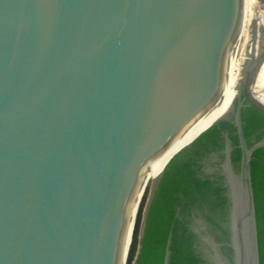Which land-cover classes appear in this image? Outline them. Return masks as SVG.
Instances as JSON below:
<instances>
[{"label": "water", "instance_id": "water-1", "mask_svg": "<svg viewBox=\"0 0 264 264\" xmlns=\"http://www.w3.org/2000/svg\"><path fill=\"white\" fill-rule=\"evenodd\" d=\"M243 11L244 0H0V264H121L152 162L221 97ZM258 16L229 109L153 178L139 242L165 166L232 118L239 170L228 140L220 166L231 262L201 239L212 264H259L250 160L264 139L248 148L241 123L245 101L264 113L251 90Z\"/></svg>", "mask_w": 264, "mask_h": 264}, {"label": "trees", "instance_id": "trees-1", "mask_svg": "<svg viewBox=\"0 0 264 264\" xmlns=\"http://www.w3.org/2000/svg\"><path fill=\"white\" fill-rule=\"evenodd\" d=\"M259 87L255 92L264 102V87L263 90ZM241 123L248 148L264 139V113L247 101L241 109ZM226 140L231 149L233 169L238 172L241 151L232 118L216 122L165 166L146 215L139 242L141 248L134 264H163L169 237L168 264H212L209 247L202 236L213 239L223 257L231 262L229 197L220 169ZM250 177L259 264H264V147L256 149L251 156ZM137 230L138 218L132 244L137 242ZM128 257L129 264H133L134 257Z\"/></svg>", "mask_w": 264, "mask_h": 264}, {"label": "bare ground", "instance_id": "bare-ground-1", "mask_svg": "<svg viewBox=\"0 0 264 264\" xmlns=\"http://www.w3.org/2000/svg\"><path fill=\"white\" fill-rule=\"evenodd\" d=\"M257 0H244V11L241 21V30L239 33V38L242 36H246L245 45L242 49H240V56L239 61H236L235 54L237 51L238 42H236L233 46V54H232V64L229 75L226 77L223 85V90L221 97L216 105H214L197 123L192 125L190 128L186 130V132L178 138L176 142L170 147V149L161 157L157 158L155 161L152 162L150 168L148 169L146 178L144 183L136 197L134 206L132 208L130 219L128 223V228L125 236V245H124V253L122 257L121 264H127L128 255L130 251V247L132 244V237L135 229L137 215L140 211V207L143 201V196H145V191L148 183H152L153 178L156 174L161 170V168L167 163V161L171 158V156L183 145L188 144L192 139H194L203 129H205L209 124H211L214 120L218 117L223 115L230 107L232 98H233V91L235 90L237 84L233 89H229V83L232 79L233 73H235L238 80H240L241 75L243 73L245 64L247 62L248 56L250 52L257 49V42L253 45L249 39V26L252 20L255 19L256 14L258 13V26H264V14L257 12ZM260 10V9H259ZM239 41V40H238ZM238 58V57H237ZM260 86V90H263L264 87V59L256 73L254 83L251 87L253 96L258 99V92H255V89ZM259 100V99H258ZM261 101V100H259ZM262 102V101H261ZM264 104V102H262ZM144 194V195H143Z\"/></svg>", "mask_w": 264, "mask_h": 264}, {"label": "rangeland", "instance_id": "rangeland-1", "mask_svg": "<svg viewBox=\"0 0 264 264\" xmlns=\"http://www.w3.org/2000/svg\"><path fill=\"white\" fill-rule=\"evenodd\" d=\"M257 3H258V1H257ZM260 9V10H259ZM257 11L258 12H260V13H262V14H264V8L261 6V5H259V3H258V5H257ZM245 38H246V36H242V37H240V39H239V41H238V45H237V51H236V54H235V59H236V61H239V56H240V49H242L243 48V46L245 45V42H246V40H245ZM242 47V48H241ZM238 57V58H237ZM239 80H238V78L236 77V75H235V73H233V75H232V79H231V81H230V83L228 84L229 86V89H233L234 87H235V85L237 84V82H238ZM150 187H151V182L150 183H148L147 184V189H146V191H145V196H143L144 198H143V201H142V205H141V208H140V211H139V214H138V230H137V232H138V235H137V242H135L134 244H132L131 245V249H130V253H129V256L132 258V257H134L135 258V256H136V253H137V250H138V245H139V237H140V230H141V224H142V218H143V213H144V210H145V206H146V203H147V201H148V198H149V193H150ZM143 194V195H144ZM129 257H128V263L127 264H129Z\"/></svg>", "mask_w": 264, "mask_h": 264}]
</instances>
